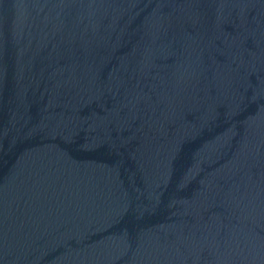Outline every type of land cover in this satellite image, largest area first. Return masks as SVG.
<instances>
[{
    "label": "water",
    "instance_id": "water-1",
    "mask_svg": "<svg viewBox=\"0 0 264 264\" xmlns=\"http://www.w3.org/2000/svg\"><path fill=\"white\" fill-rule=\"evenodd\" d=\"M0 264H264V0H0Z\"/></svg>",
    "mask_w": 264,
    "mask_h": 264
}]
</instances>
